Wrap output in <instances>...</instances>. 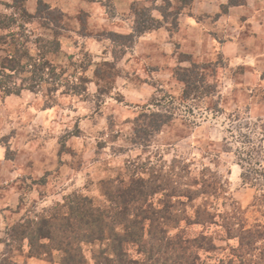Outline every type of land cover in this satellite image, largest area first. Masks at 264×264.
<instances>
[{"label": "rangeland", "instance_id": "obj_1", "mask_svg": "<svg viewBox=\"0 0 264 264\" xmlns=\"http://www.w3.org/2000/svg\"><path fill=\"white\" fill-rule=\"evenodd\" d=\"M88 1L101 4L104 23L103 18L95 22L91 12L71 16L47 1L52 10L36 18L22 16L18 6H0L3 16L17 17L15 26L0 29L2 39L6 34L28 39L38 56L47 50L43 42L58 38L61 50L47 56L67 75L89 79L79 94L65 92V86L50 92L48 82L19 95L0 92L1 172H13L0 176V192L10 189L20 197L10 208L11 195H0L1 211L9 208L0 226V264L8 257L17 264H60L56 250L42 259L29 257L27 240L20 254L17 243L8 240L9 227L37 219L75 192L104 204L102 181L122 190L134 177L162 172L175 175L171 184L194 193L192 199L175 198L183 201L176 210L181 220L168 227L167 237L176 251L165 256L182 255L188 264L198 254L202 264L239 261V255L248 261L247 247H240L239 237L230 238L225 226L264 224V178L255 179L247 170L249 163L264 166V0H226L219 9L211 3L217 0H132L127 12L117 11L113 0ZM150 17L162 26L133 39L117 36L134 33L137 21L149 24ZM194 63L211 88L202 87L204 94L193 92L184 102L185 84L175 71ZM164 95L174 96L186 116L176 113L148 140L137 139L134 128L141 112L159 109L155 99ZM196 178L220 182V192L206 200L194 192L199 186L189 184ZM164 193L151 199L159 205ZM238 205L242 218L232 216ZM198 207L216 216L195 222ZM102 246L83 244L86 264H95L94 251ZM254 248L258 257L264 240ZM137 249L131 246V257L143 260Z\"/></svg>", "mask_w": 264, "mask_h": 264}, {"label": "trees", "instance_id": "obj_2", "mask_svg": "<svg viewBox=\"0 0 264 264\" xmlns=\"http://www.w3.org/2000/svg\"><path fill=\"white\" fill-rule=\"evenodd\" d=\"M25 2L26 0H15L9 7L18 6L22 16L34 18L38 16V12L52 10L47 2L38 0L37 12L32 14L26 8ZM139 12L140 10L136 8L137 16H140ZM2 16L0 13V29L9 30L17 24L15 14L4 15V18ZM6 16L12 19H9L8 22L5 20ZM149 20L151 23L143 25L140 20L137 21L134 33L118 34L117 36L133 39L162 26L161 22L157 23L153 17H150ZM5 36L7 38L4 40L0 35V46H3L5 52L4 56L0 55V92L2 94L19 95L25 89L36 91L43 82H48L51 85L50 92H56L65 86V92L79 94L89 82L85 75L76 77L73 73L70 76L78 80L70 78L66 74L65 67L56 64L47 56L48 53H56L61 50V41L58 38L48 40L47 43L43 42L47 50L36 56L31 53V47L27 46L28 39L19 41L20 38L15 36L11 35L10 39L7 34ZM201 69L196 63L191 68L179 67L176 69L175 74L185 84V94L181 99L184 102L193 92L204 94L205 91L202 90V87L211 88ZM199 81L202 82V85L199 84ZM154 104L159 106V109L148 107L141 112L136 121L134 135L137 139L148 140L149 135L151 136L160 131L164 125L169 124L176 113L186 116V113L182 112V105L177 103V99L172 95L157 98ZM187 109L191 112L190 108ZM260 163H249V167H247L255 179L256 175L264 178V166ZM242 167L245 169V164ZM173 176L175 175H171L169 172H162L160 175L150 173L149 178L134 177L131 183L122 190L116 189L114 186L108 188L106 184L111 182L102 181L106 203L98 204L94 198L75 192L63 202L56 203L53 210L45 212L46 214L37 219L29 218L13 224L7 232L8 240L10 241L12 238L13 242L17 243V250L20 254L24 252L23 243L27 240L29 247L27 255L32 258L42 259L52 255L55 250L60 251V264H86L88 258L84 251V243H103L100 249L94 251L95 264H184V262L188 264V262L182 261V255L174 258L165 256L169 253L168 251H176V246L171 242L172 239L167 237L168 227L181 220L176 210L177 205L183 201L175 200V198L187 196L192 199L194 195L193 191H190L192 189L187 190L185 187L181 188V186L171 184L170 181H174ZM155 180H158L159 183H156ZM248 181L250 182V180ZM219 183L206 179L198 181L196 178V181H191L189 184L199 186L194 192L204 195L207 200L209 195L220 192L221 185ZM162 192H165L164 198L160 199L159 205H157L151 197ZM242 214L241 207L235 206L232 216L238 218ZM214 216L216 215L212 212L198 207L195 222L207 223ZM225 227L230 238L239 237L240 247H247L249 259L246 261L244 256L239 255V261L230 258L227 261L220 260L214 264H264V248L261 249L258 257L252 254L256 249L254 248L255 244L264 240V224L259 223L247 228L243 223H239V228L234 229L232 224L227 222ZM145 234H148L149 238H145ZM131 246H136L137 253L144 254L145 258L143 260L132 258L129 253ZM161 257L165 258L163 262H160ZM195 260L191 264H202L199 254L196 255ZM5 261H7L6 264H17L12 257H8Z\"/></svg>", "mask_w": 264, "mask_h": 264}, {"label": "crops", "instance_id": "obj_3", "mask_svg": "<svg viewBox=\"0 0 264 264\" xmlns=\"http://www.w3.org/2000/svg\"><path fill=\"white\" fill-rule=\"evenodd\" d=\"M43 1H45V2L47 1L50 4H53L54 6H56V5L59 6L62 11H64L65 13H68L71 16L78 13L80 10H85V11L91 12V14L94 15L95 22L98 19L103 18L102 20H104V18H106L104 16V14L99 13L101 9L103 12V8H102L101 4L98 2H95V1H93V2H90L88 0H43ZM113 1H114V6L116 7L117 11H121V12H127L130 9L129 4L132 2V0H113ZM14 2H15V0H0V6H3L4 5L3 3H7V4L12 5ZM225 2H226V0H217V2L212 1L211 3H213V5L217 4L215 6V9H219V5L221 3H225ZM37 4H38V0H26V2H25L26 8L32 14H34V12H36ZM200 5H202V4L200 3ZM237 10H238V8H237ZM91 22H93V19L91 20ZM104 22H105V20L102 23H104ZM99 24H101V23H99ZM1 162H3V161H1V159H0V176L5 177L6 175L13 174V172H10V171H6L5 173H2L1 169L3 167V164L1 165ZM4 192H6L5 193L6 195H11L10 196L11 197L10 202L7 204V206H10V208H14L15 206H17L19 204L20 197H19L18 193L10 191V189H4ZM4 192H0V195L4 196L5 195ZM0 207H1V209H4V208H2V206H0ZM1 209H0V226H1V224L6 223L7 218L5 215H3V212L8 211L9 208L7 210H3V211H1ZM15 214L16 213L13 212V215H15Z\"/></svg>", "mask_w": 264, "mask_h": 264}]
</instances>
